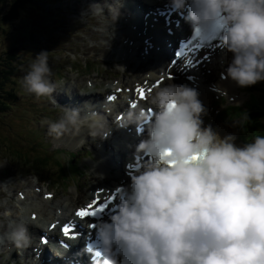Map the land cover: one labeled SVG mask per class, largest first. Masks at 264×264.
Listing matches in <instances>:
<instances>
[{
    "label": "clouds",
    "instance_id": "obj_1",
    "mask_svg": "<svg viewBox=\"0 0 264 264\" xmlns=\"http://www.w3.org/2000/svg\"><path fill=\"white\" fill-rule=\"evenodd\" d=\"M171 2L187 8L197 36L218 37L233 53L227 77L241 87L264 81V0ZM103 12L99 3L90 8V15ZM51 76L42 51L28 63L20 86L37 99L53 95ZM151 104V116L141 111L136 117L137 125L151 120L137 146L148 159L120 187L115 210L97 220V242L87 249L91 264H264V135L238 146L234 134L222 137L204 126L206 108L186 84L164 85ZM67 109L49 123V135L79 131L80 109ZM98 126L87 125L92 136L100 135L93 131ZM28 225L22 216L8 220L0 243L29 246Z\"/></svg>",
    "mask_w": 264,
    "mask_h": 264
},
{
    "label": "rangeland",
    "instance_id": "obj_2",
    "mask_svg": "<svg viewBox=\"0 0 264 264\" xmlns=\"http://www.w3.org/2000/svg\"><path fill=\"white\" fill-rule=\"evenodd\" d=\"M85 2L86 0H39L36 5L38 7H24V14L16 21H7L8 23L4 24L3 30L0 33V52H6L7 50V52H11V54H15L13 62L16 63L20 69L18 70L19 74L14 77V87L16 86L20 92L19 99H17L18 101L16 102L13 101L14 103L12 102L10 104L11 107L7 110H0V141H3L2 144H0L1 223H3L5 219L3 211L5 209L12 211V209L16 207L17 191L25 190V185H28V183L29 185L27 187L34 185V182L30 183V173L36 172L41 175L44 174L47 178L49 177L47 174L51 172V177L57 180L54 183L55 185L52 183L53 180H50V186L53 187V190H58L59 197L66 198L69 196V193L63 191L61 188L64 185L65 187H70L73 183H76V180L72 177V173L68 176L66 175L68 170L69 172H75L78 161L84 168H89L91 166L93 168L97 167V170L102 171L101 163H106L104 154L108 156L112 153V150L110 151V146H118L116 143L117 139L110 138L109 140L105 137L106 140H108V143L105 144L107 149L102 152L103 142H99L97 138L88 140V144L85 143L83 146L75 147L72 141L60 140V136L55 134L49 135V123L55 122V118L57 121L63 118L58 111V107L53 104L55 92L53 95L37 99L34 95L24 93L20 86V81L27 71V65L33 57L42 51L47 52L49 65L52 69L51 79L55 83L57 93L63 92V89H65L63 86L68 82L72 84V87L75 86L87 92L89 87H87L86 80H91V83L94 85L92 88L98 92H102L98 100L103 99V94L105 93L104 87L105 85L108 86L112 80L120 79L121 77L133 79L137 77V73L149 70L151 66H154L155 63L160 61L159 57L155 60V57L147 56L146 59L138 63L135 55L132 58L130 68L127 67V69L124 70L121 67L123 63L122 60L102 55L98 49L103 46L98 43H100V41L102 42V39H107V35L109 36L110 33H102L101 31L107 27L108 23L113 22V19L117 20L119 12L123 11L126 6L121 0L118 2L116 0L117 3H115V12H113L112 18H110L109 15V17H107V14L97 17L86 14L83 17L77 18L78 14L81 15L83 13ZM156 4H158V2L154 5ZM7 6L8 5L5 4L1 5L0 11L4 12V7ZM134 25L136 26V24ZM103 41L108 43V40ZM92 44H97V47L90 48ZM113 46L116 48L120 47V41L116 39L113 42ZM138 51L141 50L139 49ZM138 51L137 53H139ZM115 55H117V52ZM20 60H23L27 64H21ZM115 61H117L119 65H116L117 63ZM70 63L73 64V69L68 68ZM85 63L92 69L96 68V65L97 68H99V70H97L99 74H92V71H88L89 68L84 69L83 64ZM56 68L61 69H59L60 74H55ZM78 71H80L81 77L77 80L75 76L78 75ZM64 78L69 81L65 82ZM71 84L68 85L69 90ZM126 84L127 83L123 82V85ZM90 91L91 90H89V92ZM103 130L104 129H100L97 133L101 134ZM229 130L230 128H227V131ZM100 137L102 138V136ZM53 140L56 145L64 143L60 145L61 148H64L65 145L74 150L79 148L78 151L82 153L74 158L73 163L70 164L69 162V164L66 165L65 162L68 161V159L64 161L63 158L67 156L68 153H65L63 149L55 147L50 151L48 150L54 145ZM126 150L127 153L129 152L128 154L132 153L128 148ZM89 153L91 154L90 156H88ZM115 155L118 156L117 154ZM62 160L65 169H63L60 174V179H58L55 171L58 170ZM93 173L95 174L94 179L97 180L99 177L96 172H92L90 169H85L81 172L83 176L79 177L77 182L83 185L82 193L84 192L86 178L90 179V181L85 187V192L95 184L92 181ZM119 175L120 177L124 176L121 174ZM65 176L68 177V181L67 179H63ZM65 181L67 183H65ZM105 182H107V180ZM105 182L103 185H105ZM45 183L48 184V182ZM9 188L14 190V196L12 195V197L10 196L11 192L8 191ZM28 192L30 195L31 191ZM27 197L29 198L30 196ZM24 202L27 203L28 200L25 199L23 200V203ZM18 206L20 209L24 208L20 200L18 201ZM8 210L7 212H9ZM6 226L7 223L3 225V228L0 227V231H5ZM1 248L2 246H0V250ZM8 252L6 246H3L0 252V264H6V262L9 261L7 256H11L12 254L7 255ZM10 252L13 253V248ZM19 259L21 260V258ZM11 264H19V261L16 262L13 258V263Z\"/></svg>",
    "mask_w": 264,
    "mask_h": 264
},
{
    "label": "bare ground",
    "instance_id": "obj_3",
    "mask_svg": "<svg viewBox=\"0 0 264 264\" xmlns=\"http://www.w3.org/2000/svg\"><path fill=\"white\" fill-rule=\"evenodd\" d=\"M145 1L147 2L146 4H148V6H149L150 3L157 2L158 0H145ZM162 1H164V0H162ZM114 2H115V0H114ZM133 3H134V1L133 0H130V4L123 10V13L121 15V18L124 17V20H127L126 22L125 21H121V19H117V20L116 19H113V22L108 23L107 24V27L105 29H103V31H101L102 33H105V32H109L110 33L109 36L107 35V37H108L107 38L108 43L107 42H104V41L98 43L99 45H102L104 47V50H103V47H100L98 49L101 52L102 55H106L108 57L111 56L113 58H118L119 47L118 48L114 47L113 46V42L116 39L118 41H120V45H121L120 47L121 48H124V51L126 52V58H125V60H122L123 61L122 65H121L122 68L123 67H125V68L130 67L131 66V62H132V58L136 55L134 49H132L131 53H129L128 52L129 48L135 47L137 44H139L141 42L142 45H141V43H140V45H141L142 52L145 50V48L147 46L146 43L144 42L145 38H149V41L154 45L153 48H150V47L147 48L148 49L147 56H151L154 53L155 48L159 46V43L157 42L156 37H155V32H156L155 30H153V32H151V33L149 31H147V33L145 35L143 34V32H142V29L143 28H142V25H140V22H139L142 19L139 16V12L135 9V5H134V8H133V5H132ZM147 11L148 10H144V13H146ZM105 14H107V11L106 10H105ZM108 15L110 16V18H112V16H113V14L112 15L107 14L106 16L109 17ZM146 20L148 21V25L152 23V18H148ZM159 23H161V22L159 21L157 23V26L156 27L159 26ZM132 24L133 25L136 24V27H137V24H138L137 30L134 31L133 29H131L130 25H132ZM139 26L141 28H139ZM98 32L101 33L100 31H98ZM138 32H140V34H141L140 36L142 38H139L137 36V33ZM157 32H159V29L157 30ZM91 37H93V36H91ZM132 40L135 42V43H133V45L129 46L128 44H126V43H129ZM167 42L168 41H166V44H169ZM122 43H124L125 45H123ZM124 51H122V52H124ZM116 52H117V55H115ZM122 52L120 54H122ZM166 52H167V50H166ZM140 60H143V58L140 57ZM136 75H137V77H135L133 79H126L125 77H121L120 79H116L113 82H110L108 86H105L104 87L105 94L108 93V92H110V90L112 89V87L114 85H116L118 87H121V84L123 82H128L129 83V82L132 81V83H133L136 80H139V79H142V78H148L149 75L152 76V77H154L156 75L155 74V65L154 66H151L149 68V70H147V72L145 71L143 73H137ZM70 86H72V85H70ZM143 90H144V97H143L144 101L145 102H150L151 101V97H150V95L148 93L147 88L144 87ZM61 93H62V96H60V99L64 101V93L63 92H61ZM101 93L102 92H98V91H96V90H94V89L91 88V91L89 92V90H88L84 95H86V97H89L91 99L98 100L99 94H101ZM80 95H81L80 93L78 94V96L76 95L77 99L79 98ZM130 95H131V92H129V91L127 92V94H124V97H125V100L126 101L128 100V97ZM117 103H118V101H116L112 105L114 106ZM117 112H118V110H117ZM124 117L126 118L125 121H123L124 118L121 119V121H123V123L120 121L121 123L118 126L120 128V132L117 131V130H113V131H111L107 135V138L109 140H110V138L111 139H113V138L117 139V142L116 143L118 145H121V143L125 144L126 137H131V136L135 135L137 129L139 128V132L141 131V134H140V136L137 137V139L138 140H143L145 138V136H146V131H147V126L145 124V120L141 121L139 123V125H137L136 124V118L133 121L134 123L133 122L131 123V116H128V114H127ZM94 120L97 121V122L100 121V119H98V118H94ZM85 126L87 127L86 124H85ZM121 128L123 129V131L121 130ZM97 132H99V131H96V133ZM104 134H106V133H103V135ZM59 138H60V140L63 139V140H66V141H72V144L75 147L83 146L88 140H91L92 138H97V140H99V142H103L102 152H103V150L105 151V149H107V146H105V144L108 143V140H106V138L103 137V136H102V138L100 137V135L92 136L90 134L88 128H86V129L83 128V124L80 126L79 131L76 130L74 132L73 130H70L69 132H66L63 135H60ZM127 145H128L129 151L130 150H132V151L135 150L134 149V146L135 145L131 141L130 142H127ZM110 147H113V146H110ZM135 148H136V146H135ZM81 153H82L81 151H77V157ZM90 155L91 154L89 153L88 156H90ZM117 155L118 156L115 155V150H114V152L112 151V153L109 154L108 156H105V154H104V157L106 159V163H103V162L101 163L102 164V171L97 170V167L94 168V171L93 172H96L97 175H98V177H99L97 179L98 183L96 185L102 184L104 182V180L107 179V178L108 179H115L116 178V175L111 171V166L113 165V162L116 163V171L118 173H120V174H124L125 170L122 167V163L125 162V160L129 158V155H128V153H125V152H118ZM132 165H133V162H132ZM66 179L68 181V178H66ZM119 186H127L125 180L123 179V176L120 178ZM94 188H95V184H93L90 187V189H88V191L86 193L87 196H88V199L85 202H88V200L90 198H92L93 195H92L91 191H93ZM96 188H95V190H96ZM28 191H31V190L30 189L29 190H26V192H28ZM27 196H30L29 195V192L27 193ZM99 196H100L99 194H96L95 195V197H97V198H99ZM25 199L28 200L27 203L24 202L26 204H24L23 201L20 200L22 202V204L24 205V208L20 209L21 211L19 210V212L22 213V210H24L23 211V214H26L27 215V210L29 208V204H30V201L31 200H30V197L29 198L26 197ZM75 201H76V199L72 195H70L67 198L61 197V199L60 200H57V201H54V197H53L51 201H49L47 203H44V209L50 208L52 206V207L55 208V213H56L57 208H59L56 205H57V203H60L59 206L63 209V214H66L67 212H69L71 210L72 206L75 204ZM52 216L53 215H51V213H48V215L45 216L43 219H46V220L51 221L53 219ZM0 227L3 228V226H1V225H0ZM0 232L3 233L4 231L1 230ZM9 244L10 243H8V242L5 241L3 243H0V246H2V248H3V246H6V248H9L10 247ZM11 249L12 248L8 249V251H9L10 254L13 255L14 252L11 253L10 252ZM26 252H27V254H30L28 252V250ZM80 258H82V260H83V256L81 257V255H80ZM72 259H74V258H72ZM27 264H38V263L36 261H33V262H29Z\"/></svg>",
    "mask_w": 264,
    "mask_h": 264
},
{
    "label": "trees",
    "instance_id": "obj_4",
    "mask_svg": "<svg viewBox=\"0 0 264 264\" xmlns=\"http://www.w3.org/2000/svg\"><path fill=\"white\" fill-rule=\"evenodd\" d=\"M39 0H0L1 5H8L4 7V12L0 11V33L3 30V26L7 21H16L24 14V7H38L37 2ZM15 54L11 52H0V110L5 111L10 108V104L19 99V91L15 86L14 77L19 74L18 66L14 63ZM26 61V60H25ZM21 64H27L23 60H20ZM60 68H56L55 71H60ZM60 74V72H59ZM2 90V91H1ZM264 90V88L262 89ZM13 102V103H14ZM224 117L230 116L231 119H236L241 115L248 117L245 124L244 132L255 135H264V93L251 92L250 97L243 103L242 106L237 107V111L233 114L229 112H222ZM1 140V134H0ZM3 142V141H2ZM0 141V144H2ZM47 156V155H46ZM48 157V156H47ZM74 162V161H73Z\"/></svg>",
    "mask_w": 264,
    "mask_h": 264
},
{
    "label": "snow or ice",
    "instance_id": "obj_5",
    "mask_svg": "<svg viewBox=\"0 0 264 264\" xmlns=\"http://www.w3.org/2000/svg\"><path fill=\"white\" fill-rule=\"evenodd\" d=\"M140 93H141V96L143 97V96H144V90L141 89V90H140ZM108 99H110V100H114V99H116V97H115V96H109ZM133 106H135V105H133ZM169 163H173V162H169ZM96 203H97V201L94 200V201H93L91 204H89L88 206H86V207H81V208L77 211L76 215H77V216H80V217H95V216H97L98 214L105 213L106 209H108L109 207H111V206L108 205L107 203L101 202V203L99 204L98 207H95V208H94V205H95ZM63 231L67 234V233H69V232L71 231V229L69 228V226L66 225V226L63 228Z\"/></svg>",
    "mask_w": 264,
    "mask_h": 264
}]
</instances>
